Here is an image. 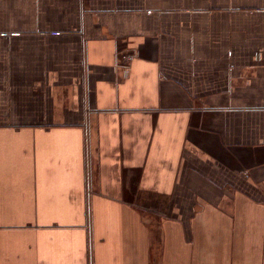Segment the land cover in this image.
Here are the masks:
<instances>
[{
    "label": "crops",
    "instance_id": "1",
    "mask_svg": "<svg viewBox=\"0 0 264 264\" xmlns=\"http://www.w3.org/2000/svg\"><path fill=\"white\" fill-rule=\"evenodd\" d=\"M0 264H264V0H0Z\"/></svg>",
    "mask_w": 264,
    "mask_h": 264
}]
</instances>
